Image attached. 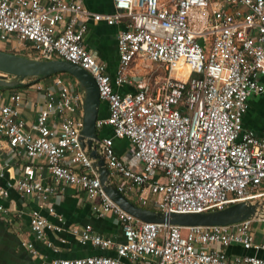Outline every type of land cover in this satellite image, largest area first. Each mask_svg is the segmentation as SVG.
Wrapping results in <instances>:
<instances>
[{
  "label": "built area",
  "instance_id": "1",
  "mask_svg": "<svg viewBox=\"0 0 264 264\" xmlns=\"http://www.w3.org/2000/svg\"><path fill=\"white\" fill-rule=\"evenodd\" d=\"M86 0H0V48L40 60L62 59L87 70L96 80L113 137L101 138L98 152L110 178L131 201L157 211L202 213L245 201H264V127L260 134L244 128L252 97L264 94V0H113L115 12L98 14ZM122 23L117 35L118 63L112 78L108 66L85 45L89 23ZM202 40L203 43H200ZM137 61L164 68L161 78L132 74ZM37 78V77H32ZM71 75L37 78L44 94L36 120L22 118L24 95L14 92L0 101V139L12 156L26 163L19 175L0 166V195L10 190L38 201L30 229L55 254L65 234L80 244L115 248L116 256L54 258L50 264H264V237L253 220L231 225L180 227L144 222L116 204L104 191L89 152L82 147L84 91ZM50 79L45 85L41 80ZM135 85L122 94L118 88ZM133 146L137 167L116 152L114 139ZM47 171L53 184H45ZM9 175V174H8ZM66 187L84 191L98 217L116 216L123 242L96 233L92 225L66 226L50 196ZM47 208L54 223L42 214ZM0 212H8L0 204ZM32 256L43 258L32 242ZM240 246L253 254L230 255Z\"/></svg>",
  "mask_w": 264,
  "mask_h": 264
},
{
  "label": "crops",
  "instance_id": "2",
  "mask_svg": "<svg viewBox=\"0 0 264 264\" xmlns=\"http://www.w3.org/2000/svg\"><path fill=\"white\" fill-rule=\"evenodd\" d=\"M85 6L94 13L111 14L115 12L113 0H86ZM89 30L85 37V45L88 49L97 54L99 60L108 66V71L113 78L116 75V67L119 60L117 49V35L120 30L125 28L122 23L118 26H110L106 22L89 23ZM145 62L137 61L133 65L132 74L138 80L145 76L142 72V64ZM163 68V67H162ZM164 70V68H163ZM165 71V70H164ZM166 75V72H165ZM165 77V76H164ZM39 79L28 78L16 88H0V101L10 102V96L18 91L24 95V107L22 118L29 127L37 118L38 110L44 104L45 98L42 91L36 90L34 84ZM45 85L51 84L50 79L41 80ZM122 94L133 93L136 91L135 85H123L118 88ZM109 115L108 104L102 102L99 118H107ZM264 127V94L252 97L249 100V109L244 116V128L253 130L258 134ZM100 138L113 137V129L106 126L99 130ZM114 147L117 154L131 167L138 164L133 158V146L127 139H114ZM7 163L11 166V174L19 175V169L26 163L23 155L12 156L11 149L5 139H0V166ZM9 174V175H8ZM10 173L5 178H0V186H3ZM45 184H53V180L47 171L43 172ZM0 204L8 212H0V264H50L54 258L77 259L94 255L116 256L115 248L102 249L91 244L82 245L72 236L65 234L66 243L58 241V235L50 232L48 239L61 247V252L55 254L45 242L37 240L30 229V213L39 208L38 201L30 196H22L15 190H10L9 196L0 195ZM48 206H53L57 214L61 215L66 226H78L84 228L92 225L94 231L104 237H110L116 242H123L122 228L116 216L98 217L93 211V202L87 194L73 187H66L55 195L50 196ZM148 208V207H146ZM42 214L54 223H59L58 218L51 217L47 208L42 209ZM257 222V223H256ZM254 226L257 230H262L260 238L264 237V221H255ZM32 242L35 248L43 255V258L32 256L24 242ZM230 255L253 254V251L244 250L240 246H232L227 249ZM259 255L264 257V252ZM126 264H132L126 262Z\"/></svg>",
  "mask_w": 264,
  "mask_h": 264
},
{
  "label": "water",
  "instance_id": "3",
  "mask_svg": "<svg viewBox=\"0 0 264 264\" xmlns=\"http://www.w3.org/2000/svg\"><path fill=\"white\" fill-rule=\"evenodd\" d=\"M200 43H203L202 40ZM59 73L73 76L84 91L81 144L89 152L93 168L100 178L104 191L122 209L144 222L180 227H209L231 225L246 220H264V201L259 200L238 202L221 210L202 213L157 211L131 201L112 182L104 157L98 152L101 138L97 129V120L102 101L94 77L81 66L66 60L32 59L0 50V88H16L27 78H49Z\"/></svg>",
  "mask_w": 264,
  "mask_h": 264
},
{
  "label": "rangeland",
  "instance_id": "4",
  "mask_svg": "<svg viewBox=\"0 0 264 264\" xmlns=\"http://www.w3.org/2000/svg\"><path fill=\"white\" fill-rule=\"evenodd\" d=\"M0 50L5 51V52H9V53H12V54H17V55H21V56L27 57V55L24 52H19L18 50H10L9 48H6V49L5 48H3V49L0 48ZM28 58H31V57H28ZM32 59H34V58H32ZM141 67H142L141 68L142 72L144 73V75L146 77H151L152 79H154V76H158V77H161V78H163L165 76V71L163 70V68L161 66L155 64V63H151L149 61H146L145 63L142 64ZM71 77L72 78H70V81H75V78L73 76H71ZM98 133L100 135V132H98ZM147 207L150 208V209H155L152 199L149 202V205ZM257 221L259 222V220H257ZM260 221H264V220H260ZM256 223H254V225ZM254 229L256 230L258 236L262 235V232H263L262 230H257V228H255V226H254Z\"/></svg>",
  "mask_w": 264,
  "mask_h": 264
}]
</instances>
